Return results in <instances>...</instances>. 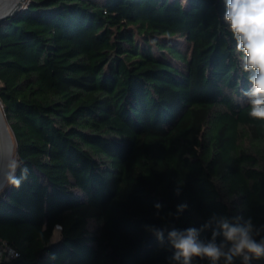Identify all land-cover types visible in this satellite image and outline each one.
Returning <instances> with one entry per match:
<instances>
[{
	"label": "trees",
	"instance_id": "16d2710c",
	"mask_svg": "<svg viewBox=\"0 0 264 264\" xmlns=\"http://www.w3.org/2000/svg\"><path fill=\"white\" fill-rule=\"evenodd\" d=\"M224 12V0H29L0 23V103L15 175L28 169L0 192V240L18 251L0 264H173V228L264 225V121L249 116Z\"/></svg>",
	"mask_w": 264,
	"mask_h": 264
},
{
	"label": "clouds",
	"instance_id": "9594fccd",
	"mask_svg": "<svg viewBox=\"0 0 264 264\" xmlns=\"http://www.w3.org/2000/svg\"><path fill=\"white\" fill-rule=\"evenodd\" d=\"M224 4L223 20L236 41V52L241 54V69L248 73L250 87L243 90L242 95L248 99L249 116L264 121V0H224ZM20 164L10 154L0 155V192L9 185L19 188L22 180L27 179L26 167L20 177L15 175ZM161 207L159 203L155 204L157 210ZM187 207L186 203L177 205V213H182ZM206 229H211V237L202 240L200 233ZM152 230L163 243V230ZM262 233L264 225L257 227L251 217L213 215L200 229L173 228L168 232L167 240L174 249L171 257L173 264H192L194 258L207 259L211 264H235L240 258L242 264H252L264 258Z\"/></svg>",
	"mask_w": 264,
	"mask_h": 264
},
{
	"label": "bare ground",
	"instance_id": "6f19581e",
	"mask_svg": "<svg viewBox=\"0 0 264 264\" xmlns=\"http://www.w3.org/2000/svg\"><path fill=\"white\" fill-rule=\"evenodd\" d=\"M16 0H0V10ZM15 143L9 124L0 103V155L14 157Z\"/></svg>",
	"mask_w": 264,
	"mask_h": 264
},
{
	"label": "water",
	"instance_id": "95a60500",
	"mask_svg": "<svg viewBox=\"0 0 264 264\" xmlns=\"http://www.w3.org/2000/svg\"><path fill=\"white\" fill-rule=\"evenodd\" d=\"M29 0H16L13 4L2 8L0 10V23L3 22L9 16L17 13L19 10L23 9Z\"/></svg>",
	"mask_w": 264,
	"mask_h": 264
},
{
	"label": "built area",
	"instance_id": "2783aa9c",
	"mask_svg": "<svg viewBox=\"0 0 264 264\" xmlns=\"http://www.w3.org/2000/svg\"><path fill=\"white\" fill-rule=\"evenodd\" d=\"M18 255L17 249L4 240H0V262L10 260Z\"/></svg>",
	"mask_w": 264,
	"mask_h": 264
},
{
	"label": "rangeland",
	"instance_id": "374dc122",
	"mask_svg": "<svg viewBox=\"0 0 264 264\" xmlns=\"http://www.w3.org/2000/svg\"><path fill=\"white\" fill-rule=\"evenodd\" d=\"M56 232H58V236H57V233L56 232H54V240H58L59 239V237H60V228H56V230H55Z\"/></svg>",
	"mask_w": 264,
	"mask_h": 264
}]
</instances>
